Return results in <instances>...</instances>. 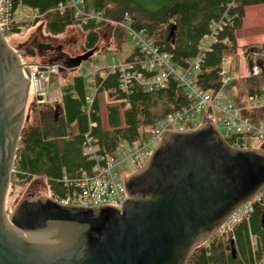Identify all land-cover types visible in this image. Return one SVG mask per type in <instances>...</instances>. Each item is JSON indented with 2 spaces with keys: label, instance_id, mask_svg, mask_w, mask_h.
<instances>
[{
  "label": "water",
  "instance_id": "95a60500",
  "mask_svg": "<svg viewBox=\"0 0 264 264\" xmlns=\"http://www.w3.org/2000/svg\"><path fill=\"white\" fill-rule=\"evenodd\" d=\"M37 49L50 59L38 67L58 64L59 70L78 68L94 52L70 57L30 42L16 53L0 32V264H185L264 188V141L257 149L231 148L206 120L164 131L144 165L124 180L120 204L80 208L43 196L18 201L7 215L4 200L35 67L28 71L17 54Z\"/></svg>",
  "mask_w": 264,
  "mask_h": 264
},
{
  "label": "trees",
  "instance_id": "16d2710c",
  "mask_svg": "<svg viewBox=\"0 0 264 264\" xmlns=\"http://www.w3.org/2000/svg\"><path fill=\"white\" fill-rule=\"evenodd\" d=\"M84 11L104 12V16L120 20L127 13L130 26L143 30L159 51L169 56L170 62L183 67L196 54L199 40L209 33V26L223 19L209 51L199 64L195 84L203 91L213 93L219 86L220 60L233 56L237 48L235 34L242 27L247 7L264 4V0H82ZM65 0H10L9 23L4 35H16L22 29L42 21L45 33L58 35L68 28L79 27L83 34V48L96 49L98 31L103 24L78 25L71 9L56 10ZM36 12L35 20H22L18 11ZM226 19V20H225ZM127 35L122 29L112 30L111 41L120 50ZM250 49H253L252 47ZM108 49H105L106 52ZM133 47L125 57L132 58ZM258 74L244 79V99L233 96L238 105L246 103L247 96L256 95L264 100V61L258 60ZM229 69V68H228ZM257 77V78H256ZM234 80V79H233ZM233 80L226 87L227 94ZM97 93L88 106L86 86L80 75H74L59 86L60 101L51 106L40 105L37 112L21 129L12 165L10 179L17 184L27 183L34 177L42 178L53 197L70 194L73 185L64 186L62 178L70 181L80 171H88L92 161L83 154V137L88 134L98 145V154H111L118 142H130L137 137L140 125L151 126L161 116L188 106L182 88L168 81L163 89L153 92L133 85L126 95L119 90L115 74L99 79L95 74ZM105 93L118 104L106 107L107 129L101 128L97 96ZM32 107V106H31ZM34 108V107H33ZM33 108L31 111H34ZM30 111V110H29ZM30 111V112H31ZM251 123L264 122V105L244 114ZM94 123L95 127L89 128ZM193 127L188 124V127ZM233 143V137L226 139ZM264 196L260 203L251 204L247 217L235 224L230 233L213 235L191 252L185 264H260L264 261ZM253 244L251 245V243Z\"/></svg>",
  "mask_w": 264,
  "mask_h": 264
},
{
  "label": "built area",
  "instance_id": "2783aa9c",
  "mask_svg": "<svg viewBox=\"0 0 264 264\" xmlns=\"http://www.w3.org/2000/svg\"><path fill=\"white\" fill-rule=\"evenodd\" d=\"M82 6V0H65L63 4H59L56 7V10L62 13L65 9H71L73 18L80 26L93 23L95 25L103 24L104 26H110L112 30L114 28L122 29L134 41V47L136 48L134 56L128 60L125 58H111L110 64L105 68V71L97 73L99 79L103 80L108 75L115 74L119 90L126 95L130 92L133 85L138 86L143 91L153 92L163 89L168 81L171 80L178 87L182 88L183 94L189 101V104L185 108L161 116L151 126L145 127L140 125L137 137L128 143L124 141L118 142L116 149L111 154L104 152L101 155L98 154L96 140L88 134L84 135L82 143L83 154L92 161V166L88 171H80L77 178L72 181L64 177L62 178L64 186L73 185L70 194L66 193L62 198L53 197L46 187L47 197L62 205L86 208L103 206L110 203L120 204L125 198L124 180L143 166L148 155L150 156L152 152V147L160 141L163 132L176 131L168 130V128L177 124L184 126V130H190V128H187L188 124H191V118L198 112L204 113L201 124L206 120H210L212 126L225 141L233 137V143L228 144L231 148H259L264 141L262 125L251 123L244 114L247 111L262 107L264 100L262 97L250 95L247 96L246 103L243 105L236 104L233 100L234 97L227 98L225 103L221 102L226 98V87L234 79L228 70L230 66L226 58L223 57L220 60L218 72L219 86L213 93L203 91L195 84V79L199 72V64L202 62L205 53L209 51V47L215 38L217 30L221 27L223 19L209 26V33L203 36L197 44L195 56L187 60L183 67H177L170 62L167 54L160 52L152 40L145 37L143 30H134L130 26V19L127 13H123L120 20H113L104 16L103 11L86 12ZM9 10L10 0H0V32L2 35L9 23ZM18 17L22 20L33 21L39 15L36 12H31L27 15L19 10ZM20 63L27 67L28 71L29 67L35 66L24 63L21 60ZM53 69H57L55 65L47 66L44 72L38 66L30 69L29 84L30 89L32 88L31 93L33 92L35 96L36 104L44 101V93L41 91V86L43 85L42 81H47V77L43 78V75L52 73ZM256 74V68L251 66L248 76H255ZM90 76V88L93 93L92 97L87 99L88 106L91 105L98 89V86L95 84V75L90 73ZM216 114H220L223 119L220 128L217 124ZM91 127H95V124L90 123L89 128ZM254 144L257 146L253 147ZM126 162H129L136 169L128 173L125 169ZM120 166H122L124 171L117 175L114 171ZM263 196L264 188L258 191L243 207L234 212L217 229V231H220L221 236L230 233L235 224L245 219L251 210V204L260 203ZM260 264H264V261H261Z\"/></svg>",
  "mask_w": 264,
  "mask_h": 264
},
{
  "label": "rangeland",
  "instance_id": "374dc122",
  "mask_svg": "<svg viewBox=\"0 0 264 264\" xmlns=\"http://www.w3.org/2000/svg\"><path fill=\"white\" fill-rule=\"evenodd\" d=\"M24 13L29 15L31 12ZM83 34L84 33L81 32V29L79 27H73L66 29L62 34V37L59 36L57 38L51 39L52 42L56 43L60 42L62 38H64V40H67L68 38L69 40L74 41L70 54L75 57L86 52L82 46ZM111 36L112 28L110 26H103L98 31V40L95 47L96 49H94L93 54L88 58V60L81 62L80 66L74 70H63L61 72H58L57 69H53L54 71L52 73L43 75V78L47 77V81H42L43 85L41 86V91L44 93V102H46L45 104H49L52 106L58 104L60 101L59 86L65 84L69 80V78L74 75L82 76L86 86V94L88 98L92 97L93 92L90 88L89 82L91 78L90 73L95 75L100 71H105V68L110 64L111 58L124 59L134 47V41L129 36H127L120 50H118L115 47V43H112ZM36 37H38V41H44L45 38H49L48 34L45 33L43 29V23L41 20L31 27L22 29L16 35H4L7 45L16 53H18L20 49L27 47L29 45V42ZM235 37L237 41V48L234 55L232 57H224L229 62L230 67L228 70L234 78L233 86L232 88H230L229 92L225 94L226 98L221 101L222 103H225L227 98H233V96L237 97L239 101H242L246 93V85L244 79L249 77L248 64L250 63L254 68H256V72L258 74V67L256 66L257 61H264V4L246 8L245 15L242 20V27L236 32ZM251 47L253 49H250ZM105 49L108 50L104 52ZM23 52L17 54L20 60L24 63H32L33 60L25 56ZM257 80L258 88H264V84L259 81L261 79L257 78ZM112 104H118V102H116V100L112 96L106 95L104 93L97 96L98 116L101 128L103 129H107V125L105 122L106 107ZM32 108L34 111H31ZM38 108H40V104L38 105L35 103V96L32 92L28 95V100L26 102L23 126L28 122H31L32 116L35 114L34 112H37ZM203 116V112L195 113L191 118L190 125L193 128H197L198 126H200ZM215 117L218 120L217 124L220 128L223 123V119L220 114H216ZM261 125L264 131V122H262ZM184 129V126H179L178 124L168 128V130L176 131ZM220 132L222 131L220 130ZM157 144L152 147V151L157 146ZM256 146V144L253 145V147ZM125 166V169L128 173H131L136 169L132 165H130L129 162H126ZM122 171H124V169L122 168V166H120L114 171V173L118 175V173ZM11 173L12 171H10V175ZM46 193L47 188L42 178L34 177L27 183L17 184L15 181L13 182L9 176V185L4 200V210L8 215V213L14 208L18 201L28 198H40L43 196L47 197L48 194ZM213 235L221 236L219 230L216 231Z\"/></svg>",
  "mask_w": 264,
  "mask_h": 264
},
{
  "label": "flooded vegetation",
  "instance_id": "af4514ba",
  "mask_svg": "<svg viewBox=\"0 0 264 264\" xmlns=\"http://www.w3.org/2000/svg\"><path fill=\"white\" fill-rule=\"evenodd\" d=\"M63 33L64 32H62V33H60L58 35H50V34H48L50 39L49 38H45L44 41L43 40L38 41V37H36L33 40H31L30 42H34L36 45L48 44V45L52 46L53 49L51 51L46 50L47 53L64 52V53L68 54L70 57L71 56L73 57V55H71L70 53H71L72 45L74 44V41L69 40L68 38H67V40H64V38H62L60 42H57V43L56 42H52L51 38H57L59 36L62 37ZM82 45H83V43H82ZM57 47L59 48V50H56ZM85 51H87V50H85ZM23 54L25 56H27L28 58H30L31 60H33L32 63H29L30 65L34 64L35 66H37L38 63L48 64L49 61H50L49 57L43 52L42 49H37L36 52H33V53H31L30 50H24ZM53 65L56 66L58 72L63 71V70H59V65L58 64H51L49 66H53ZM40 69L44 72L46 70V67L45 68L40 67ZM64 71H66V70L64 69ZM44 101L41 102V103H38V105L39 104L40 105L45 104L46 102H44Z\"/></svg>",
  "mask_w": 264,
  "mask_h": 264
},
{
  "label": "bare ground",
  "instance_id": "6f19581e",
  "mask_svg": "<svg viewBox=\"0 0 264 264\" xmlns=\"http://www.w3.org/2000/svg\"><path fill=\"white\" fill-rule=\"evenodd\" d=\"M31 91H32V88L30 89V93H31ZM67 206H71V205H67ZM74 207H79V206H74ZM80 208H86V207H80Z\"/></svg>",
  "mask_w": 264,
  "mask_h": 264
}]
</instances>
